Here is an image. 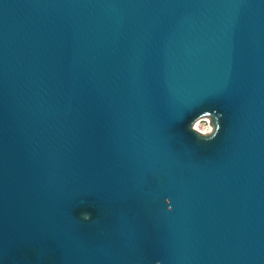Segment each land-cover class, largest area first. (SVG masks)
I'll list each match as a JSON object with an SVG mask.
<instances>
[{"label":"water","instance_id":"water-1","mask_svg":"<svg viewBox=\"0 0 264 264\" xmlns=\"http://www.w3.org/2000/svg\"><path fill=\"white\" fill-rule=\"evenodd\" d=\"M157 260L264 264V0H0V264Z\"/></svg>","mask_w":264,"mask_h":264},{"label":"clouds","instance_id":"clouds-1","mask_svg":"<svg viewBox=\"0 0 264 264\" xmlns=\"http://www.w3.org/2000/svg\"><path fill=\"white\" fill-rule=\"evenodd\" d=\"M223 119V113L218 109L205 110L203 114H200L198 118L190 126V131L195 133L197 137L204 142L214 141L222 130V125L219 120ZM169 205L168 211L171 212L172 202L167 200ZM81 219L84 221H90L92 219L91 213L84 212L81 215ZM156 264H162L160 260L156 261Z\"/></svg>","mask_w":264,"mask_h":264}]
</instances>
